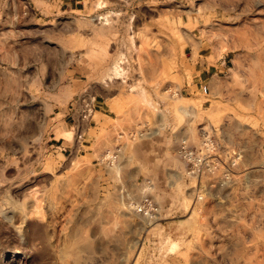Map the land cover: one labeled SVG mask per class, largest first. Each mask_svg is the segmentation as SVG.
Segmentation results:
<instances>
[{"label":"rangeland","instance_id":"rangeland-1","mask_svg":"<svg viewBox=\"0 0 264 264\" xmlns=\"http://www.w3.org/2000/svg\"><path fill=\"white\" fill-rule=\"evenodd\" d=\"M263 57L264 0H0V264H264Z\"/></svg>","mask_w":264,"mask_h":264},{"label":"built area","instance_id":"built-area-1","mask_svg":"<svg viewBox=\"0 0 264 264\" xmlns=\"http://www.w3.org/2000/svg\"><path fill=\"white\" fill-rule=\"evenodd\" d=\"M86 96L87 95L80 97V100L77 102L76 121L72 126L73 129L76 130L78 139L82 138L83 133H81V131L85 128V123L89 124L95 111L93 102L88 101ZM181 142L179 154L187 162L188 173L195 175L203 173V171L208 168L207 159L202 158L201 155L187 147L185 141Z\"/></svg>","mask_w":264,"mask_h":264},{"label":"crops","instance_id":"crops-1","mask_svg":"<svg viewBox=\"0 0 264 264\" xmlns=\"http://www.w3.org/2000/svg\"><path fill=\"white\" fill-rule=\"evenodd\" d=\"M223 70V62L219 63V64H212L207 62L206 59H203L202 61H200L199 63H197L195 65V72H194V76H193V87L196 88H201L203 87L202 84H205L207 82H209L213 77L218 76V73H220ZM76 108L74 109L73 107H68L67 110L65 111V115H64V124H62V128L63 127H68L70 129H72L73 123L76 121ZM93 121V117L89 122L90 123ZM88 129H85L83 132V135L86 136ZM62 150L63 151H72V145L62 142Z\"/></svg>","mask_w":264,"mask_h":264},{"label":"bare ground","instance_id":"bare-ground-1","mask_svg":"<svg viewBox=\"0 0 264 264\" xmlns=\"http://www.w3.org/2000/svg\"><path fill=\"white\" fill-rule=\"evenodd\" d=\"M263 59H264V57H263ZM262 71H263V76H262V83H263V85L261 86V91H262L261 94H262V97H263V100L262 101H264V61H263V64H262ZM116 73H117L116 68H113V75H115ZM175 244H176V242H173L172 243V246H175Z\"/></svg>","mask_w":264,"mask_h":264}]
</instances>
